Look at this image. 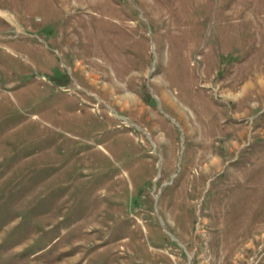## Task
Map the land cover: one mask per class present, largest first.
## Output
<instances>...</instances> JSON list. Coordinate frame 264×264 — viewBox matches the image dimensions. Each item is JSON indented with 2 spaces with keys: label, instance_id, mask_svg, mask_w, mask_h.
I'll return each instance as SVG.
<instances>
[{
  "label": "rangeland",
  "instance_id": "obj_1",
  "mask_svg": "<svg viewBox=\"0 0 264 264\" xmlns=\"http://www.w3.org/2000/svg\"><path fill=\"white\" fill-rule=\"evenodd\" d=\"M0 264H264V0H0Z\"/></svg>",
  "mask_w": 264,
  "mask_h": 264
},
{
  "label": "bare ground",
  "instance_id": "obj_2",
  "mask_svg": "<svg viewBox=\"0 0 264 264\" xmlns=\"http://www.w3.org/2000/svg\"><path fill=\"white\" fill-rule=\"evenodd\" d=\"M113 91H115V90H113ZM115 94H117L116 91H115ZM119 95H120V98H123L124 99L123 101L126 104H136V101L133 100L134 99V97H133L134 95L133 94H130V92L127 89H125V93H121ZM116 97H118V95H116Z\"/></svg>",
  "mask_w": 264,
  "mask_h": 264
}]
</instances>
